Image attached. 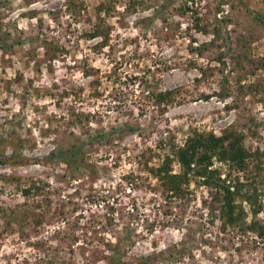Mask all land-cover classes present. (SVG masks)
Segmentation results:
<instances>
[{
    "label": "rangeland",
    "instance_id": "rangeland-1",
    "mask_svg": "<svg viewBox=\"0 0 264 264\" xmlns=\"http://www.w3.org/2000/svg\"><path fill=\"white\" fill-rule=\"evenodd\" d=\"M263 18L264 0H4L0 37L30 40L0 49V155L20 161L0 163V264H105L122 235L131 264H264V239L221 221L195 177L171 199L153 172L168 154L179 172L193 131L264 149ZM74 143L76 171L50 155ZM257 188L246 223H264Z\"/></svg>",
    "mask_w": 264,
    "mask_h": 264
},
{
    "label": "trees",
    "instance_id": "trees-1",
    "mask_svg": "<svg viewBox=\"0 0 264 264\" xmlns=\"http://www.w3.org/2000/svg\"><path fill=\"white\" fill-rule=\"evenodd\" d=\"M4 0H0V6ZM103 3L98 4L97 9L102 10ZM264 24V18L261 19ZM195 27L207 32L205 25L200 24V19L195 17ZM95 33H100L96 29ZM29 37H19L10 41L0 37V49L6 51L15 45L23 44ZM178 89H168L165 91H149L148 95L155 99L157 104L169 102ZM207 98L208 95H202ZM128 127V126H126ZM119 127H110L103 132H95L89 136L88 141L106 140L109 136L118 130ZM122 129V128H121ZM124 130V129H123ZM120 132V131H119ZM245 134L232 126L225 129L220 135L210 132L193 131L180 146L173 149L174 156L179 164V172H172L171 155H166L160 166L153 169V172L161 178L166 189V196L169 198H183L187 194V186L190 179L195 177L196 180L205 186L214 201L218 202L215 211L221 221L228 225H238L246 230L255 231V235L264 239V223L257 220H246L247 212L240 204L242 201L248 203L251 211L255 215L260 206L257 204L258 199V182L264 181V149L258 147L248 149L244 145ZM16 147L10 156L2 157L0 163H10L11 165L20 164ZM83 146L81 143H74L66 148L62 147L50 153L51 156L57 157L65 163L72 171L79 170L84 166ZM218 162L220 165H215ZM225 168V171H222ZM232 170L236 172L233 174ZM11 179L18 180L17 177ZM44 184H34L37 192L42 191ZM28 188L22 190L24 195L28 194ZM240 201V203L238 202ZM9 218L17 220L16 210H11ZM7 223L10 221L7 219ZM244 231V230H243ZM128 236L122 235L117 237L115 242L108 243L109 255L106 256L105 264H131L123 259V247L127 244Z\"/></svg>",
    "mask_w": 264,
    "mask_h": 264
}]
</instances>
